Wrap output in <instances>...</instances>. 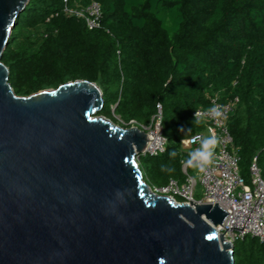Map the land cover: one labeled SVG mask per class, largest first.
Listing matches in <instances>:
<instances>
[{
  "label": "water",
  "instance_id": "1",
  "mask_svg": "<svg viewBox=\"0 0 264 264\" xmlns=\"http://www.w3.org/2000/svg\"><path fill=\"white\" fill-rule=\"evenodd\" d=\"M29 2L0 0V264H235L229 213L152 192L145 132L98 115L96 82L15 93L2 57Z\"/></svg>",
  "mask_w": 264,
  "mask_h": 264
},
{
  "label": "trees",
  "instance_id": "2",
  "mask_svg": "<svg viewBox=\"0 0 264 264\" xmlns=\"http://www.w3.org/2000/svg\"><path fill=\"white\" fill-rule=\"evenodd\" d=\"M93 1L102 15L92 29L66 12ZM2 61L20 96L96 82L104 99L98 115L115 123L116 115L148 123L159 104L166 149L139 160L151 186L185 180L181 156L170 153L187 158V130L204 129L194 126V112L216 96L238 97L229 129L241 175L249 181L256 159L264 178V0H30ZM162 164L175 171H161ZM235 264H264V242L250 235L237 241Z\"/></svg>",
  "mask_w": 264,
  "mask_h": 264
},
{
  "label": "built area",
  "instance_id": "3",
  "mask_svg": "<svg viewBox=\"0 0 264 264\" xmlns=\"http://www.w3.org/2000/svg\"><path fill=\"white\" fill-rule=\"evenodd\" d=\"M66 12L84 18L88 27L92 29L99 24L102 8L99 3L93 1L78 9L66 8ZM238 103V97L221 101L216 96L212 99V104L209 107H199L196 110L203 114L214 104L221 105L226 109L225 118L220 120L207 116L203 117L204 129L200 132L208 135V128H212L221 138V144L216 149V162L205 173H198L195 170L196 177L188 173V165L183 163L182 169L186 175L184 181L171 178L164 185H150L152 192L158 196L169 197L176 205L185 204L195 208L196 205L204 202L218 203L229 214L222 224L215 226L216 235L221 245V238H223V243L234 246L237 241L248 235L255 236L264 242V178L256 159H253L250 166L249 181L241 175L240 158L229 129V118ZM116 118L118 126L123 128L137 127L145 132L147 144L143 151L136 156L138 162L142 155L160 154L165 151L167 139L163 134L162 109L159 104L157 105V112L148 123H140L136 119L125 120L119 115H116ZM198 146V144L193 143L182 144L186 151H191ZM199 185L202 186L201 198L196 197Z\"/></svg>",
  "mask_w": 264,
  "mask_h": 264
},
{
  "label": "clouds",
  "instance_id": "4",
  "mask_svg": "<svg viewBox=\"0 0 264 264\" xmlns=\"http://www.w3.org/2000/svg\"><path fill=\"white\" fill-rule=\"evenodd\" d=\"M226 109L221 105L214 104L208 108L205 113L196 111L195 118L193 120L194 126H199L203 123V117H211L215 120L225 118ZM183 132L184 129L182 128ZM188 135L190 139H183L182 144H198L199 146L188 152L187 158L182 156L180 151H172L170 156L176 158L178 155L181 156V162L187 164L189 167L196 170L198 173H205L208 168L216 162V149L221 144V138L213 131L212 128H208V135L202 132L193 134L192 129H188ZM161 171L172 173L175 171L173 167L162 164Z\"/></svg>",
  "mask_w": 264,
  "mask_h": 264
},
{
  "label": "rangeland",
  "instance_id": "5",
  "mask_svg": "<svg viewBox=\"0 0 264 264\" xmlns=\"http://www.w3.org/2000/svg\"><path fill=\"white\" fill-rule=\"evenodd\" d=\"M193 175H195L197 177V174L195 173V171H194ZM196 197L197 198H201L202 197V186L201 185L198 186V189L196 191Z\"/></svg>",
  "mask_w": 264,
  "mask_h": 264
}]
</instances>
